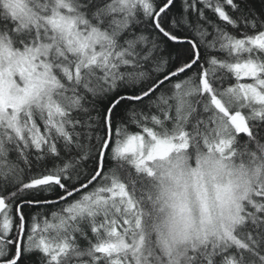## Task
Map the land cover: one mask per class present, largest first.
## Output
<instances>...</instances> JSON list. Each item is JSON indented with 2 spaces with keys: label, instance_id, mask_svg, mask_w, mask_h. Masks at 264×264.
Segmentation results:
<instances>
[{
  "label": "snow or ice",
  "instance_id": "1",
  "mask_svg": "<svg viewBox=\"0 0 264 264\" xmlns=\"http://www.w3.org/2000/svg\"><path fill=\"white\" fill-rule=\"evenodd\" d=\"M259 2L0 0V264H264Z\"/></svg>",
  "mask_w": 264,
  "mask_h": 264
},
{
  "label": "trees",
  "instance_id": "2",
  "mask_svg": "<svg viewBox=\"0 0 264 264\" xmlns=\"http://www.w3.org/2000/svg\"><path fill=\"white\" fill-rule=\"evenodd\" d=\"M253 3L257 9L261 7L259 0H253ZM173 55H175V52H173Z\"/></svg>",
  "mask_w": 264,
  "mask_h": 264
}]
</instances>
